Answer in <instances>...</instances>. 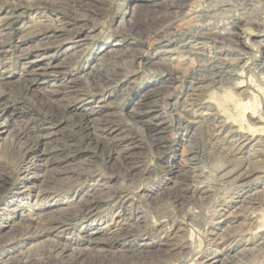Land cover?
<instances>
[{
	"label": "rangeland",
	"instance_id": "rangeland-1",
	"mask_svg": "<svg viewBox=\"0 0 264 264\" xmlns=\"http://www.w3.org/2000/svg\"><path fill=\"white\" fill-rule=\"evenodd\" d=\"M53 241L264 264V0H0V264Z\"/></svg>",
	"mask_w": 264,
	"mask_h": 264
},
{
	"label": "bare ground",
	"instance_id": "bare-ground-1",
	"mask_svg": "<svg viewBox=\"0 0 264 264\" xmlns=\"http://www.w3.org/2000/svg\"><path fill=\"white\" fill-rule=\"evenodd\" d=\"M222 64V63H221ZM207 65V64H206ZM205 65V66H206ZM204 66V67H205ZM215 66V65H214ZM210 67V66H209ZM196 70V69H195ZM198 71V70H197ZM214 73L212 74V73H210V75L212 74V76H211V78H209L210 79V84H211V82H220V81H223V80H225L224 79V77H223V75L221 76V73H220V71L219 70H215L214 69ZM210 72V71H209ZM213 72V71H212ZM194 74V73H193ZM207 76V75H206ZM210 77V76H209ZM221 78V79H218V78ZM223 122V121H222ZM220 123V122H219ZM221 127V126H220ZM216 128V127H215ZM214 128V129H215ZM82 129V128H81ZM216 132V131H215ZM19 133V132H18ZM21 133V132H20ZM17 135V134H16ZM71 137V136H70ZM83 137V136H82ZM15 138V137H14ZM83 139H85V138H83ZM243 139V138H242ZM241 139V140H242ZM249 139H251V138H249ZM260 140V139H259ZM80 141V140H79ZM82 141V140H81ZM244 141H247V139H243L241 142L242 143H244ZM246 143V142H245ZM233 150V149H232ZM231 150V151H232ZM234 150L236 151V152H238L239 150H240V148L238 147V148H234ZM79 151V150H78ZM80 152V151H79ZM82 174V173H81ZM115 194V193H114ZM102 195H104L105 196V198L107 199V198H109V199H111V198H113V196H109L108 195V191L107 192H103L102 193ZM93 196H91V198H92ZM104 198V199H105ZM108 199V200H109ZM92 200H94V199H92ZM98 202V200H94V201H88V200H85V201H83L82 203H80L79 204V207H78V210L76 211L77 213H79V212H81V211H84V210H87L86 208H88V207H90V204H96ZM89 209V208H88ZM70 212H72V211H70ZM77 213H72V214H74V215H71V214H69V215H66V216H61V217H56V218H50V219H48V220H45L44 222H43V231L45 230L46 232H48V231H50L52 228H54V227H57L59 224H62V223H64V222H66V221H68V222H71L72 220H75V216L77 215ZM76 214V215H75ZM80 214V213H79ZM68 225V224H67ZM41 226V225H40ZM67 248H68V246L66 245V244H59V243H57V242H52V243H50V244H48V246H47V249L45 248H43V251L44 252H42L41 254L42 255H44V256H42V257H38V258H32V257H29V256H26L25 257V259H26V261H28V260H37L39 263L38 264H41V263H43V264H47V260L49 259V257H51V256H54V259H56L57 261H60V258H62V256H63V254L66 252V250H67ZM27 252V251H26ZM26 252H25V254H26ZM37 252H39V251H37ZM73 254H75V255H70V257L72 256V257H75L76 255H78L79 253H77V250L76 249H74L73 250ZM24 253V252H23ZM22 253V254H23ZM21 254V253H20ZM36 256V255H35ZM20 257H21V255H20ZM19 260V259H18ZM8 261V260H7ZM11 261V260H10ZM17 261V260H16ZM19 262H21V261H19ZM25 261L23 260V263H24ZM51 262V261H50ZM225 262H227L226 260H224V261H220V263L222 264V263H225ZM17 263V262H16ZM22 263V264H23ZM3 264H13V263H10V262H8V263H4L3 262ZM18 264V263H17ZM114 264V263H113ZM225 264H227V263H225Z\"/></svg>",
	"mask_w": 264,
	"mask_h": 264
}]
</instances>
